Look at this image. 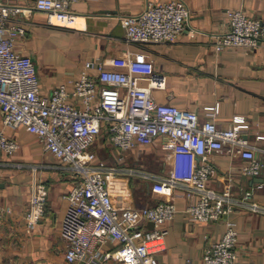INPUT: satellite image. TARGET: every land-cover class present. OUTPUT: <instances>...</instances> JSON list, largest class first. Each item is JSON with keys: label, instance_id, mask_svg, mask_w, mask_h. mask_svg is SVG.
Here are the masks:
<instances>
[{"label": "built area", "instance_id": "2783aa9c", "mask_svg": "<svg viewBox=\"0 0 264 264\" xmlns=\"http://www.w3.org/2000/svg\"><path fill=\"white\" fill-rule=\"evenodd\" d=\"M78 0H37L35 5L0 1V153L13 155L19 148L5 127H25L42 142L46 151L59 160V166L74 176L72 188L65 194L69 206L62 221V235L67 241L68 262L101 264L114 259L123 264H162L159 253L166 248L165 225L178 211L172 200L155 205L119 207L113 199L109 174L123 173L121 167L101 158L94 145L104 129L117 151L124 153L138 145H149L165 136L164 147L183 149L198 157L200 164L184 180L174 176L154 178L152 189L169 195L181 188L187 197H196L187 206L192 221H224L222 237L210 243L203 264H237L239 224L237 209L264 215V203L253 190L242 196L234 193L231 183L222 190L209 185L215 171L209 161L212 152L232 151L248 159L242 172L258 176L264 166L258 147L249 139L245 117L236 115L228 127L217 123L219 103L204 107L205 118L196 110L183 109L170 102H160L154 88L165 86L149 54L129 52L123 69L99 64L95 76L93 61H86L79 77L61 83L50 93L41 91L33 58L16 48L17 36L27 27L19 21L34 10L48 14V23L67 29H83L80 15L72 5ZM186 0L149 1L138 13L121 16L122 26L132 43H172L185 30L191 18ZM229 29L214 34L215 48L252 49L264 44V20L251 16L243 7L228 8ZM194 35V34H193ZM146 82V83H145ZM264 139V135H258ZM124 156H121L122 159ZM17 167L24 163L14 162ZM156 178V179H155ZM48 187L42 181L32 185L26 224L34 229L44 217ZM0 203V212L3 210ZM153 228H148L150 222ZM115 239L119 247L103 251L102 246ZM183 264H191L187 261Z\"/></svg>", "mask_w": 264, "mask_h": 264}, {"label": "crops", "instance_id": "0c3cea01", "mask_svg": "<svg viewBox=\"0 0 264 264\" xmlns=\"http://www.w3.org/2000/svg\"><path fill=\"white\" fill-rule=\"evenodd\" d=\"M35 5L37 0H3ZM149 1L165 0H78L72 8L80 15L83 29H67L48 23V14L34 10L19 21L27 27L17 36L16 48L30 55L36 65L41 91L50 93L56 86L79 77L86 61L94 62L90 73L105 68L123 69L129 52L144 50L153 61L165 86L154 88L160 102H170L183 109L196 110L204 119V107L219 103L217 123L228 127L236 115L249 123L246 134L260 148L258 157L264 164V44L252 49L232 47L218 52L214 34L229 29L228 8L243 7L251 16L264 20V0H186L191 8L189 25L172 43L141 45L128 40L121 16L138 13ZM194 34V35H193ZM146 83V82H145ZM0 109V128L3 127ZM6 133L19 143L13 155L0 153V264H82L67 261V241L62 235V221L69 202L65 194L72 188L74 176L59 165V160L46 151L38 137L25 127H5ZM165 136L149 145H138L121 153L110 142L105 131L94 149L123 173L109 174L113 199L119 207L155 205L172 200L177 205L174 219L165 225L166 248L159 253L162 264H203L206 247L219 240L226 230L224 221H192L187 206L197 198L187 197L181 188L169 195L153 191L154 178L174 176L186 179L200 164L193 153L164 147ZM121 156H124L120 159ZM22 162L17 167L14 162ZM209 161L215 171L209 185L222 190L231 183L234 193L242 196L253 190L264 203V166L258 176L244 174L248 159L232 151L212 152ZM156 179V178H155ZM42 181L48 187L44 217L32 230L26 224L32 185ZM239 224L237 264H264V215L237 209ZM148 228H151L148 225ZM119 247L109 239L103 251ZM101 264H123L114 259Z\"/></svg>", "mask_w": 264, "mask_h": 264}, {"label": "water", "instance_id": "95a60500", "mask_svg": "<svg viewBox=\"0 0 264 264\" xmlns=\"http://www.w3.org/2000/svg\"><path fill=\"white\" fill-rule=\"evenodd\" d=\"M0 1L5 2V1H3V0H0ZM0 184H3V183H0ZM149 226H150L151 228H153V227H154V222L151 221V222L149 223Z\"/></svg>", "mask_w": 264, "mask_h": 264}]
</instances>
